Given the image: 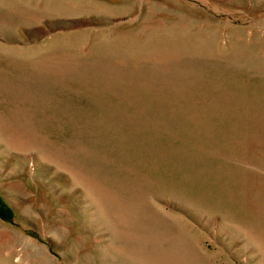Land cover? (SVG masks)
<instances>
[{
  "label": "rangeland",
  "instance_id": "1",
  "mask_svg": "<svg viewBox=\"0 0 264 264\" xmlns=\"http://www.w3.org/2000/svg\"><path fill=\"white\" fill-rule=\"evenodd\" d=\"M0 264H264V0H0Z\"/></svg>",
  "mask_w": 264,
  "mask_h": 264
}]
</instances>
